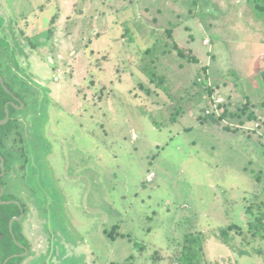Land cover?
<instances>
[{
	"label": "rangeland",
	"instance_id": "obj_1",
	"mask_svg": "<svg viewBox=\"0 0 264 264\" xmlns=\"http://www.w3.org/2000/svg\"><path fill=\"white\" fill-rule=\"evenodd\" d=\"M64 1L0 0L20 22L8 42L18 55L48 39L55 47L77 15L86 24L66 43H86L80 64L71 70L70 52L64 71L56 64L63 90L57 70L32 58L46 85L28 86L34 105L14 111L23 156L11 157L4 187L28 247L14 263L178 264L183 236L200 233L204 264H264L255 253L264 241L248 233L245 214L264 202V17L246 0H71L59 33ZM0 74L15 92L1 63ZM205 75L213 102L194 83ZM206 110L227 114L213 123ZM230 225L240 228L231 248L211 237Z\"/></svg>",
	"mask_w": 264,
	"mask_h": 264
},
{
	"label": "trees",
	"instance_id": "obj_2",
	"mask_svg": "<svg viewBox=\"0 0 264 264\" xmlns=\"http://www.w3.org/2000/svg\"><path fill=\"white\" fill-rule=\"evenodd\" d=\"M247 3L251 4L254 8L255 12L258 14V16L264 17V0H246ZM171 29H169L165 35L167 37L171 36ZM173 42V41H172ZM9 46V43L4 40L0 41V63L2 64L4 68L5 75L8 77L9 81L15 86V84L11 81L9 74L12 73L11 68L4 56V52L2 49L7 48ZM168 47V46H167ZM172 51H175L176 54L182 58H185L188 61L197 62V58L188 50L178 48L175 42L170 44L169 46ZM169 51V50H168ZM167 51V52H168ZM165 52L163 51L162 54ZM1 75V74H0ZM2 76V75H1ZM164 77L159 76L157 74H153L150 81L152 83H155L157 87L164 88L161 85L164 83ZM200 78L197 77L194 81L195 84L199 85L201 87L200 95L204 94L203 96H206V101H211L210 97L212 94V88L207 83L206 75L203 80H199ZM201 83V85H200ZM6 85V83L4 82ZM7 87V86H5ZM8 88V87H7ZM9 89V88H8ZM14 91H11L10 94H8L1 86L0 84V121H2L5 118V105L8 103V111H9V119L8 122L5 125L0 126V157H3L4 159V174L2 177H0V191L3 189V195L1 197V203L0 202V264H3L4 261L11 257L12 255H19L24 252L25 249H28L27 244L23 243L22 240H20V237H16V234L14 232V225H19L18 222L13 223V234L14 238H12L10 232H9V221L12 218L19 217L21 214V210H19L18 206L13 204H7V202L11 197L6 194L5 187H4V180L6 181L8 171L11 168L12 163L14 161L10 162L11 157L17 162V157H14L15 154H21L18 151L20 149L16 144H20L22 142L23 134H21L20 130V124L17 120V118L14 116L15 106H20L22 103L21 98H23V91L24 93H30L32 91H29L28 88L24 89L22 87V93L19 89L16 90V86L14 87ZM29 91V92H28ZM198 95V94H195ZM199 95V96H200ZM13 105V106H12ZM12 106V107H11ZM213 107V106H212ZM220 107V106H219ZM212 110V108H211ZM222 110L221 114L215 115L213 112L210 114V117L212 118L213 123H221V121L226 116L227 112H223ZM240 111V110H239ZM248 107H244L241 109V113H247ZM229 117H233V114H230ZM16 118V119H15ZM248 121H254L256 120V116L253 114V112L250 111L249 116L247 117ZM173 120H176L175 118ZM229 128L228 126L225 127ZM10 142V144H8ZM13 145V146H12ZM12 147V148H11ZM11 148V149H10ZM20 157V156H19ZM1 173V170H0ZM259 181V179L257 178ZM259 183V182H258ZM261 183V182H260ZM264 182L262 187V192H264ZM262 207L258 208V211H253L252 206H250L248 209H246L245 214L249 216L248 212H252V216L247 219V229L248 233H250L253 237H259L260 240L264 241V202H262ZM257 210V209H256ZM16 226V230L18 227ZM236 227V228H235ZM240 228L238 226H223L216 229L214 232H212V238L218 239L222 244H224L226 247L231 248V242L232 239L230 236V231H238L240 233ZM14 239L16 242L21 244L24 249L20 248L16 242H14ZM205 238L202 237V234L200 233H186L183 238L180 245L179 252L175 255L177 258L178 264H204V253L202 250L203 242ZM255 253L260 256L264 257V247H260L257 250H255ZM240 255H248L247 251H240ZM22 257H17L15 259H10L7 264H17L14 263L16 260L20 259Z\"/></svg>",
	"mask_w": 264,
	"mask_h": 264
},
{
	"label": "crops",
	"instance_id": "obj_3",
	"mask_svg": "<svg viewBox=\"0 0 264 264\" xmlns=\"http://www.w3.org/2000/svg\"><path fill=\"white\" fill-rule=\"evenodd\" d=\"M71 6H75V2L71 1V0H65L62 4H61V11L59 14V19L58 22H56V29H59L62 25L61 23H64L66 21V15H65V11H70V7ZM54 6H49L47 7L48 9L46 11H50V8ZM1 11L3 12V7L0 6ZM6 13H3V16H1L2 20L0 21V27L3 28L5 30V34H0V41L4 40L10 43V40L12 41L13 38V27L18 28L19 27V21L16 22L15 20L11 19L9 16L5 15ZM84 14V13H83ZM82 14V15H83ZM83 19V17H81L79 19V15H77L74 18L70 19V24L68 29L64 28L65 31V36H58L59 38H57L56 36L54 37L55 39V47H53L52 49H48L46 46H50V40H44L42 42V45L39 46L38 44L34 45L33 50L32 51H25V49H23V51L20 52V54L18 55L16 52H13V45L12 47H7L2 49V51L4 52V56L11 68L12 73L14 74V77L12 76V73L9 75L10 79L12 82H14L17 91L20 89L21 93H22V87L24 89H27L28 86L31 85H35V83L42 85L41 87H43L44 85H46L45 81H41L38 80L34 75V71L31 69L30 65L33 62L32 58H37L39 59V61L41 62V65H46V63L48 64V68L51 69L52 71H58V70H62L64 71L66 67H64L63 65V57L64 55L68 54L70 52V55H72L71 57V61L68 64V66L72 67L71 70L73 71L81 62L82 56L84 54V47L86 46V43L81 42L82 44H79L78 46H74L72 43L70 44H66L67 40L71 41L72 38H81L82 36H80V32L83 29L84 25H86L85 23H81V20ZM18 23V25H17ZM80 23V24H79ZM21 30V29H20ZM23 33V32H22ZM21 33V34H22ZM59 33H60V29H59ZM97 36V35H95ZM94 36H92L93 38ZM83 40V39H82ZM63 42H65V44H63ZM56 47H57V52H56ZM7 55H9L7 57ZM89 60V59H88ZM57 67H59L60 69H56V64H58ZM89 64V62H88ZM89 68V67H88ZM64 69V70H63ZM15 70V71H14ZM17 73V74H16ZM38 75V74H37ZM87 76V75H86ZM85 76V77H86ZM56 77V75L54 76V78ZM53 78V82L57 84L56 87V91L59 92L60 90H63V87L66 86L63 83H61V80L59 81H54ZM76 78V77H75ZM60 79V78H59ZM73 77H69L68 81H66V83H69V85L72 82ZM85 80V78H80V82ZM74 84V83H73ZM79 84V83H78ZM27 85V87H26ZM78 87V85L75 83V85L73 86L72 89H76ZM54 88V87H52ZM23 98H21L22 102H31V105H34V98L35 94L34 91L30 92V93H24L23 91ZM82 97L84 95H81ZM43 98V97H42ZM34 100V101H33Z\"/></svg>",
	"mask_w": 264,
	"mask_h": 264
},
{
	"label": "water",
	"instance_id": "obj_4",
	"mask_svg": "<svg viewBox=\"0 0 264 264\" xmlns=\"http://www.w3.org/2000/svg\"><path fill=\"white\" fill-rule=\"evenodd\" d=\"M45 26H46V23L43 24L42 29H44ZM44 32H45V30H44ZM43 36H45V34H43ZM38 45L41 46L42 43L39 42ZM0 84H1L2 88L9 94V92H8L7 88L5 87L4 81H3V79H2L1 76H0ZM26 87H27V85H26ZM9 104L11 105V103H8V104L5 105V108H4V110H5V118L2 121H0V126L1 125H5L8 122V119H9L8 106H9ZM20 107H22V104L20 106H17V107L15 106V108H20ZM0 170H1L0 177H2L3 174H4V159H3V157H0ZM2 195H3V189H1V191H0V202H1ZM1 203H3V202H1ZM5 203H7V204H13L14 202H5ZM22 218H23V214L22 213H21L20 217L12 218L9 221V231L12 232V224L14 222H20ZM19 247L22 248V249H24L23 246H21V245ZM27 252L28 251L25 249L24 253L27 254ZM22 256L23 255H20V254L19 255H12L11 257L7 258L4 261L3 264H7V262L10 259H14V258H17V257H22Z\"/></svg>",
	"mask_w": 264,
	"mask_h": 264
},
{
	"label": "built area",
	"instance_id": "obj_5",
	"mask_svg": "<svg viewBox=\"0 0 264 264\" xmlns=\"http://www.w3.org/2000/svg\"><path fill=\"white\" fill-rule=\"evenodd\" d=\"M61 73H62L61 70L57 71V76L54 78V81H57L61 77ZM218 105H215V104L213 105V109L215 110V112H217ZM206 114H210V111L206 110ZM151 177L152 175L148 176L147 181H151L152 180Z\"/></svg>",
	"mask_w": 264,
	"mask_h": 264
},
{
	"label": "flooded vegetation",
	"instance_id": "obj_6",
	"mask_svg": "<svg viewBox=\"0 0 264 264\" xmlns=\"http://www.w3.org/2000/svg\"><path fill=\"white\" fill-rule=\"evenodd\" d=\"M4 11L2 12L0 9V21L2 20L1 16H3ZM9 47V46H8ZM29 92V91H28Z\"/></svg>",
	"mask_w": 264,
	"mask_h": 264
},
{
	"label": "clouds",
	"instance_id": "obj_7",
	"mask_svg": "<svg viewBox=\"0 0 264 264\" xmlns=\"http://www.w3.org/2000/svg\"><path fill=\"white\" fill-rule=\"evenodd\" d=\"M58 80H59V79H58ZM58 80H57V81H58Z\"/></svg>",
	"mask_w": 264,
	"mask_h": 264
}]
</instances>
